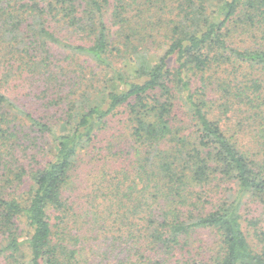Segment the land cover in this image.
<instances>
[{
	"label": "trees",
	"instance_id": "trees-1",
	"mask_svg": "<svg viewBox=\"0 0 264 264\" xmlns=\"http://www.w3.org/2000/svg\"><path fill=\"white\" fill-rule=\"evenodd\" d=\"M96 68L114 90L97 95ZM36 101L63 105L67 132ZM119 110L130 167L98 175L79 215L67 193L80 157ZM26 181L23 205L12 192ZM233 183L232 200L214 197ZM253 205L264 206V0H0V264H25V249L29 264H264ZM201 232L215 235L211 253L195 254Z\"/></svg>",
	"mask_w": 264,
	"mask_h": 264
},
{
	"label": "rangeland",
	"instance_id": "rangeland-1",
	"mask_svg": "<svg viewBox=\"0 0 264 264\" xmlns=\"http://www.w3.org/2000/svg\"><path fill=\"white\" fill-rule=\"evenodd\" d=\"M63 37L67 38L71 42L80 43V41L77 40V38H74L71 35H64ZM165 50V47L162 49ZM161 50V52H163ZM160 53V52H159ZM158 53V54H159ZM157 54V55H158ZM174 69L177 68V65L175 64ZM94 73V72H93ZM95 76L94 78V87L99 91L97 95H100L101 92H109L114 90V86L112 83H110V80L113 78L112 74L109 71H102L101 69L95 70ZM209 74H206V77ZM188 78L190 76H187ZM91 76H89V79ZM201 78V75H198L194 78L193 76V86L199 85V80ZM92 79V78H91ZM191 79V78H190ZM191 80V81H192ZM93 81V80H92ZM176 95L178 98L177 101V108H176V115L181 118L182 121L188 122L190 125V119L188 118L187 110L185 106L183 105V98L184 94L181 92L179 88L175 85ZM94 91V90H92ZM30 97L23 95L22 100L23 102L28 101ZM212 106L217 104L216 102L219 101V97L211 94L208 98ZM36 103V104H35ZM34 103V107L30 108L33 113H38V115H43L44 113H47L46 115H52L51 123L55 124L54 130L60 134L67 132V128L62 125V116L64 106H60V108L56 109H49V111L42 109V107L39 106V103L36 101ZM31 107V106H30ZM217 107L212 110L213 112V118L220 119V112L216 110ZM239 116V115H238ZM228 118H230L228 120ZM228 118L223 117L222 118V126L223 128L228 132H232L234 129V123L237 121V117L234 116H228ZM130 122L129 117L127 114V111L125 110H119L117 111V114L115 117H113L110 120L109 127L104 130L102 133L100 139L98 142H96V150H91L86 153H83L80 157L79 161V168L76 172V179L74 181L73 186L68 191L67 196L70 198L71 204H73L74 208L76 209L77 213L79 215L82 214V212L85 210V208L89 209L91 205V195L94 189H96V179L98 178V175L100 177L108 172L112 171H121V170H128L130 167V162L133 158V143L131 142L130 138ZM192 126V122H191ZM244 135L251 139L253 138V132L250 128H244L241 130ZM244 138V136H242ZM245 139V138H244ZM240 142L244 145H248L251 147V142L249 143L246 139L243 141L240 138ZM43 145L44 151L40 155V159H43L42 164L46 163L47 161L51 160L55 154L56 147H54V144L51 143V138H48L46 140H42L40 142ZM93 149V148H92ZM119 169V170H118ZM31 184L26 181L23 185H20L19 187L15 188V190L12 192L13 197L17 199L19 202H21L23 205H26L28 203V200L30 198L29 191H30ZM216 190V189H215ZM237 191L236 184H222V187L219 188V192L214 194V197L216 196V199L220 198L221 196H225L227 199H233L235 197ZM245 216L249 219L253 220L258 224V229L264 232V206L263 205H253L248 207V209H245ZM58 213H54L53 211H50V215L52 220L55 219ZM21 230L24 234V237H27L30 234V228L28 227L25 219L19 220ZM247 226V225H245ZM253 231V230H252ZM251 244L255 245V242H253L252 238H250ZM216 238L215 235L211 232H201L198 235L195 234V254H205V253H211V250L214 248ZM25 253L27 255L25 264H29V252L25 249Z\"/></svg>",
	"mask_w": 264,
	"mask_h": 264
}]
</instances>
